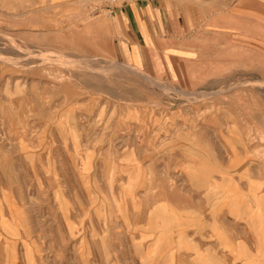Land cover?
<instances>
[{
	"label": "rangeland",
	"instance_id": "rangeland-1",
	"mask_svg": "<svg viewBox=\"0 0 264 264\" xmlns=\"http://www.w3.org/2000/svg\"><path fill=\"white\" fill-rule=\"evenodd\" d=\"M106 1L0 0V264H264V81L94 52Z\"/></svg>",
	"mask_w": 264,
	"mask_h": 264
},
{
	"label": "crops",
	"instance_id": "crops-1",
	"mask_svg": "<svg viewBox=\"0 0 264 264\" xmlns=\"http://www.w3.org/2000/svg\"><path fill=\"white\" fill-rule=\"evenodd\" d=\"M248 1H106L107 11L87 17L80 29L94 52L127 57L187 87L218 88L244 74L264 81V20L250 14Z\"/></svg>",
	"mask_w": 264,
	"mask_h": 264
},
{
	"label": "built area",
	"instance_id": "built-area-1",
	"mask_svg": "<svg viewBox=\"0 0 264 264\" xmlns=\"http://www.w3.org/2000/svg\"><path fill=\"white\" fill-rule=\"evenodd\" d=\"M112 4H115L117 0H110Z\"/></svg>",
	"mask_w": 264,
	"mask_h": 264
},
{
	"label": "bare ground",
	"instance_id": "bare-ground-1",
	"mask_svg": "<svg viewBox=\"0 0 264 264\" xmlns=\"http://www.w3.org/2000/svg\"><path fill=\"white\" fill-rule=\"evenodd\" d=\"M170 215H171V214H170ZM170 215H169V216H170ZM174 220H175V218H174Z\"/></svg>",
	"mask_w": 264,
	"mask_h": 264
}]
</instances>
